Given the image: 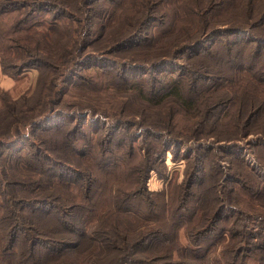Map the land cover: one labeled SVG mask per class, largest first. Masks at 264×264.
<instances>
[{
  "label": "trees",
  "instance_id": "obj_1",
  "mask_svg": "<svg viewBox=\"0 0 264 264\" xmlns=\"http://www.w3.org/2000/svg\"><path fill=\"white\" fill-rule=\"evenodd\" d=\"M29 70L0 264H264V0H0V72Z\"/></svg>",
  "mask_w": 264,
  "mask_h": 264
},
{
  "label": "rangeland",
  "instance_id": "obj_2",
  "mask_svg": "<svg viewBox=\"0 0 264 264\" xmlns=\"http://www.w3.org/2000/svg\"><path fill=\"white\" fill-rule=\"evenodd\" d=\"M35 77L36 71L29 70L19 79L12 80V87L7 92L12 97H17L34 83ZM1 92L2 91H0V93ZM250 141L251 139H247L245 142H239L237 148L241 151V155L244 157L247 165L250 168L255 169L258 166L253 157L252 149L250 150ZM165 163L167 166L166 176L164 178H157L155 175H152L147 183L149 191L164 190L168 188L172 182H179L182 179L186 168V161L183 156L179 157L176 161H172L171 154L167 152L165 155Z\"/></svg>",
  "mask_w": 264,
  "mask_h": 264
},
{
  "label": "crops",
  "instance_id": "obj_3",
  "mask_svg": "<svg viewBox=\"0 0 264 264\" xmlns=\"http://www.w3.org/2000/svg\"><path fill=\"white\" fill-rule=\"evenodd\" d=\"M12 87V79L3 76L0 72V91H8Z\"/></svg>",
  "mask_w": 264,
  "mask_h": 264
}]
</instances>
